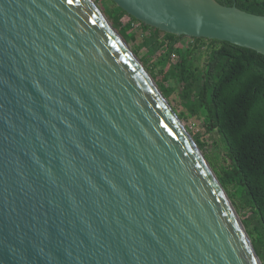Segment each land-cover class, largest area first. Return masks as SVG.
Listing matches in <instances>:
<instances>
[{"label": "water", "instance_id": "1", "mask_svg": "<svg viewBox=\"0 0 264 264\" xmlns=\"http://www.w3.org/2000/svg\"><path fill=\"white\" fill-rule=\"evenodd\" d=\"M90 0H0V264H261L206 158ZM264 56V16L111 0Z\"/></svg>", "mask_w": 264, "mask_h": 264}, {"label": "trees", "instance_id": "2", "mask_svg": "<svg viewBox=\"0 0 264 264\" xmlns=\"http://www.w3.org/2000/svg\"><path fill=\"white\" fill-rule=\"evenodd\" d=\"M215 1L264 16V0ZM115 8L117 15L107 9L104 15L128 43L133 37L131 24L138 21L129 16L130 22L122 25L120 18L127 14ZM138 23L146 35L132 52L137 55L142 47L151 54L157 52L159 64L169 69V75L158 77L150 68L146 69L167 101L176 91L180 103H187L188 113H178V118H196L206 132L217 134L229 164L217 167L210 157L204 156L264 264V56L225 41L204 38H189V45L179 46L184 37ZM198 49L205 52L202 66L194 54ZM140 61L145 63L144 58ZM167 79L173 85L164 86L163 80ZM189 133L203 150L204 144L192 131Z\"/></svg>", "mask_w": 264, "mask_h": 264}, {"label": "rangeland", "instance_id": "3", "mask_svg": "<svg viewBox=\"0 0 264 264\" xmlns=\"http://www.w3.org/2000/svg\"><path fill=\"white\" fill-rule=\"evenodd\" d=\"M92 3L95 4V6L104 14L105 10H112L113 14L117 15L119 11L116 10L115 4L111 2V0H91ZM110 22V20H108ZM122 25L129 23L130 18L127 15H122L119 21ZM130 32L132 33L133 37L132 39L126 43L127 47L132 51V48L136 47L142 40L143 36L146 35L140 28L139 25L134 22L131 24V29ZM191 43V40L189 38L184 37L183 40H181L178 45H184L187 46ZM202 49V48H201ZM201 49H198L195 51V56L197 58V63L198 65L202 66L205 60V52L202 51ZM157 52H154V54H151L147 51L145 47L140 48L137 51V55H135L140 62V64L143 66V68L147 71L149 74L148 70L146 67L150 68L153 72V74L157 75L158 77L164 76L167 77L169 75V69L168 68H163L158 60H157ZM140 58L145 59V63L140 61ZM175 60V57L173 56L172 58ZM150 75V74H149ZM151 77V76H150ZM164 86L173 85V82L170 81L169 79L163 80ZM169 105L171 106L172 109H175L176 114L178 113H184L187 114L189 109L187 108V103H180L176 91H174L169 100ZM181 121V120H180ZM185 129L188 131H192L195 136L204 144L203 150H200L202 155H207L210 157L217 167H225L229 164L225 152L219 142V139L217 137V134L215 132H206L205 128L202 126L201 121L196 119V118H189L186 119L185 121H181ZM190 134V133H189ZM205 157V156H204ZM211 159L210 162L212 163ZM249 215V213H248ZM240 219V217H239Z\"/></svg>", "mask_w": 264, "mask_h": 264}, {"label": "snow or ice", "instance_id": "4", "mask_svg": "<svg viewBox=\"0 0 264 264\" xmlns=\"http://www.w3.org/2000/svg\"><path fill=\"white\" fill-rule=\"evenodd\" d=\"M72 2V0H69V3H71Z\"/></svg>", "mask_w": 264, "mask_h": 264}, {"label": "built area", "instance_id": "5", "mask_svg": "<svg viewBox=\"0 0 264 264\" xmlns=\"http://www.w3.org/2000/svg\"><path fill=\"white\" fill-rule=\"evenodd\" d=\"M137 24L139 25V23L137 22Z\"/></svg>", "mask_w": 264, "mask_h": 264}, {"label": "bare ground", "instance_id": "6", "mask_svg": "<svg viewBox=\"0 0 264 264\" xmlns=\"http://www.w3.org/2000/svg\"><path fill=\"white\" fill-rule=\"evenodd\" d=\"M90 1H91V0H90ZM90 1H89V2H90Z\"/></svg>", "mask_w": 264, "mask_h": 264}]
</instances>
